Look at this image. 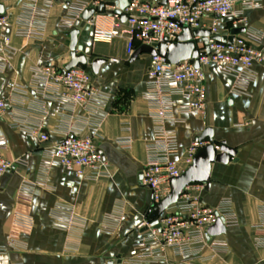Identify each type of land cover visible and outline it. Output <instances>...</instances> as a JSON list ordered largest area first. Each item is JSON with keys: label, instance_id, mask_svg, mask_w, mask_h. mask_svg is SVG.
I'll return each instance as SVG.
<instances>
[{"label": "crops", "instance_id": "0c3cea01", "mask_svg": "<svg viewBox=\"0 0 264 264\" xmlns=\"http://www.w3.org/2000/svg\"><path fill=\"white\" fill-rule=\"evenodd\" d=\"M76 1L0 0L12 15L3 33L11 37V52L5 64L0 62V96L10 99L0 134L5 140L2 153L13 163L0 179V246L8 249L0 254V264H133L138 254L135 241L142 233L139 226L152 207L151 190L142 183L155 127L144 94L150 57L144 54L130 61L124 39L94 43L92 30H85L81 23L79 43L89 61L106 59L97 75L89 64L83 65L91 73L92 85L106 97L104 104L71 108L58 98L62 86L35 82L37 68L65 66L70 61L67 33L72 28L63 27L61 20ZM28 2L47 13L41 37L15 35L16 21L27 13ZM245 18L243 34L258 36L257 45L264 48V1L261 8L247 10ZM105 21L110 24V18ZM253 71L254 79L245 92L236 93L233 76L217 66L207 67L206 116L180 115L175 107V119L164 122L178 136L176 160L183 172L190 166L186 163L189 146L208 129L212 136L207 141H224L236 151L229 163L212 164L209 186L201 183L204 204L218 206L229 200L238 221L222 234L228 251L216 254L207 264H264V228H256L264 221V61L254 62ZM121 95L126 101L116 105ZM98 118V149L113 167L111 176L93 179L53 165L43 185L40 171L45 149L70 129L93 135ZM15 119L48 134L50 141L44 143L38 133L13 128ZM121 138H130V144L121 145ZM25 183L34 186L30 201L18 198ZM119 206L123 208L119 224L105 231L104 220ZM17 212L30 215L33 227H18ZM70 215L74 225L67 227Z\"/></svg>", "mask_w": 264, "mask_h": 264}, {"label": "built area", "instance_id": "2783aa9c", "mask_svg": "<svg viewBox=\"0 0 264 264\" xmlns=\"http://www.w3.org/2000/svg\"><path fill=\"white\" fill-rule=\"evenodd\" d=\"M263 1L130 0V4L122 10L127 19L122 21L121 14L116 13L119 9L118 0H79L70 4L67 14L61 20V25L66 28H74L79 20L84 25L90 24L94 43L108 44L118 38L124 39L129 57L142 45L159 50L163 44L177 42L184 28L210 31L207 44L197 42V58L172 63L161 54H147L150 57V66L144 94L149 102L155 127L154 140L147 146L148 161L143 169L142 183L151 190L152 207L170 193L172 180L183 173L176 160L179 154L178 136L175 131L164 126L165 120L175 119V107L180 115L206 116L205 69L209 66H217L223 73L235 78L234 92H245L248 83L255 76L254 62L264 61V48L257 45L260 38L241 33L229 43L216 40L213 36L229 35L232 28L246 27L245 12L261 8ZM28 3L27 13L16 21L15 35L26 38L41 37L47 13L45 10L40 11L34 2ZM102 4L105 8L103 12H96L89 21L82 20L85 9L97 8ZM107 18H110V24L106 23ZM11 20L12 15L8 10L0 12V62L4 64L11 52V37L3 33L7 31ZM228 21L231 22V27L227 26ZM34 79L37 84L53 82L62 86L63 90L58 98L71 108L100 107L106 100L99 89L92 85L91 73L83 65L71 69H66L65 66L37 68ZM9 103V98L0 96V121ZM99 125L98 118L93 123L94 134L87 136L76 129L67 130L60 140L54 141L45 149L40 171L43 185H46L45 178L53 165L76 170L81 176L88 174L93 179L111 176L113 167L98 149ZM11 126L38 133L44 143L50 141L48 134L40 132L36 127L23 125L19 119L13 120ZM118 142L129 145L130 138H121ZM208 144L210 141L195 140L188 148L186 163L191 165L198 149ZM216 147L219 149V145ZM4 148L5 140L0 134V179L13 164L3 155ZM202 189L201 183L186 186L177 202L160 215V229L154 228L146 220L139 226L142 233L135 241L138 254L131 260L133 264H207L216 254L228 251L229 245L222 235L208 237L207 230L219 217L224 219L226 227L238 223L232 204L229 200H224L218 206L205 205ZM33 192L34 186L25 183L18 190V198L21 201H30ZM62 208L59 206V209ZM66 210L70 211L69 208ZM122 210V207H117L104 220L105 231L115 230L121 220ZM261 212L264 217V205ZM14 223L24 229H30L34 225L33 218L21 212L15 213ZM73 225L71 216L69 224L65 226ZM256 228L262 230L264 221ZM7 251L6 246H0V254ZM207 251L209 254H206Z\"/></svg>", "mask_w": 264, "mask_h": 264}, {"label": "water", "instance_id": "95a60500", "mask_svg": "<svg viewBox=\"0 0 264 264\" xmlns=\"http://www.w3.org/2000/svg\"><path fill=\"white\" fill-rule=\"evenodd\" d=\"M119 9L116 13L121 14V20L126 21L127 15L122 14L129 4L130 0H118L117 2ZM4 7L0 4V12H3ZM105 10L102 4L99 7H89L82 13V20L89 21L96 12H103ZM81 21L76 23V26L68 31L67 35L70 37V61L65 65L66 69H71L79 65H90L92 73L97 75L100 67L106 62L104 58H95L91 62L89 61L86 54L83 52V45L79 43V34ZM90 29V24L85 25V30ZM246 31V27H235L232 28L229 35H218L213 36L214 39L232 43L235 36ZM210 36L209 30H191L190 28H184L183 33L179 36L178 41L170 45L163 44L157 50L155 47L142 45L139 47L131 56L130 61H135L142 54L156 55L161 54L166 56L172 63H179L183 60L194 59L199 56V50L197 48V42L208 43ZM198 37L199 39H196ZM198 66V61H196ZM212 136L210 129L206 130L199 138V141L207 140ZM219 145V149L216 146ZM236 154L234 148L227 145L226 142L222 141L219 144L216 142H210V144L203 146L198 149L193 157L192 164L182 173L181 176L174 178L171 183L170 193L163 198L155 206L151 207L146 215L145 220L150 223L154 228L160 229L159 217L160 215L172 204L176 203L179 196L182 194L184 188L191 183H206L210 184V175L213 163H229L232 157ZM145 230V229H144ZM227 227L224 223V219L219 217L214 225L208 228L207 236H218L225 234ZM109 264H113L110 261Z\"/></svg>", "mask_w": 264, "mask_h": 264}, {"label": "trees", "instance_id": "16d2710c", "mask_svg": "<svg viewBox=\"0 0 264 264\" xmlns=\"http://www.w3.org/2000/svg\"><path fill=\"white\" fill-rule=\"evenodd\" d=\"M227 26H228V27H231V22H230V21L227 22ZM125 101H126V97L121 95V96H119V98L115 101V104L118 105L119 103H121V102L124 103ZM123 103H122V104H123Z\"/></svg>", "mask_w": 264, "mask_h": 264}, {"label": "rangeland", "instance_id": "374dc122", "mask_svg": "<svg viewBox=\"0 0 264 264\" xmlns=\"http://www.w3.org/2000/svg\"><path fill=\"white\" fill-rule=\"evenodd\" d=\"M143 56H144V54L141 55V57H143ZM141 57H140V58H141Z\"/></svg>", "mask_w": 264, "mask_h": 264}]
</instances>
